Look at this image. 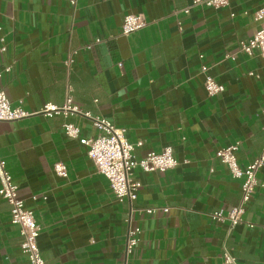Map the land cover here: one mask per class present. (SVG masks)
<instances>
[{
  "label": "crops",
  "instance_id": "1",
  "mask_svg": "<svg viewBox=\"0 0 264 264\" xmlns=\"http://www.w3.org/2000/svg\"><path fill=\"white\" fill-rule=\"evenodd\" d=\"M192 2L78 0L73 7L70 0H0V71L12 67L0 91L33 114L0 122V156L43 228L46 264H224V249L239 264H264V168L242 224L231 232L210 216L237 207L242 191L216 153L239 143L238 164L246 169L264 148V62L241 50L261 28L254 15L264 0L185 14ZM129 14L145 16L148 26L123 36ZM204 65L225 93L208 95ZM69 87L83 111L142 143L137 160L172 147L178 167L137 169L138 200L120 203L88 148L65 135L63 126L73 124L82 139H92V123L40 113L49 104L63 107ZM56 163L67 167V178L56 174ZM152 208L170 211L142 212ZM130 216L142 234L127 256ZM21 244L11 206L0 198V264H29Z\"/></svg>",
  "mask_w": 264,
  "mask_h": 264
},
{
  "label": "built area",
  "instance_id": "2",
  "mask_svg": "<svg viewBox=\"0 0 264 264\" xmlns=\"http://www.w3.org/2000/svg\"><path fill=\"white\" fill-rule=\"evenodd\" d=\"M233 0H193L191 7L184 10L189 14L192 8L206 7L220 10L230 6ZM73 7H76L78 0H70ZM255 21L260 22L261 28L253 39L248 43H242L241 50L253 56L258 53L264 62V8L258 10L254 15ZM148 26V22L143 15L129 14L125 17L121 29V35L130 36ZM101 41L98 40L97 43ZM6 51L2 48L1 52ZM202 58V57H201ZM74 63L70 58L67 66L71 67ZM12 67L5 71H0V79L4 73H11ZM202 73L205 75V89L210 97L225 93L224 85L217 82L210 75V68L204 65ZM72 88L69 87V95L66 104L63 107L47 105L40 113L47 117L63 115L81 116L89 120L97 130V136L92 139H82L81 129L73 124L63 126L65 135L72 140H77L88 148V156L93 161L96 171L104 176L109 182L113 194L120 203L136 202L139 197L142 184L134 178L135 171L141 169L146 173L161 172L166 173L175 170L179 162L175 158L174 149L166 147L161 153H149L143 160H137L135 151L142 143L131 144L126 136L125 130L117 128L112 122L93 117L91 113L85 112L81 107L74 103L71 95ZM33 114L27 112L22 107L14 108L5 92L0 91V122H16L26 119ZM264 115V111H263ZM240 144L237 143L230 147L220 149L216 157L225 164L231 172L234 179L242 181L241 199L237 207L228 212L215 211L210 216L215 224L229 223L231 232L244 222L246 210L257 190L261 187L259 173L264 168V148L262 154L246 169H242L238 164L237 154ZM54 170L59 177L67 178L68 169L63 163H56ZM0 198L6 200L11 206V223L19 228L22 237L21 250L27 257L29 264H46L39 247V239L43 228L38 223L33 212L25 207V202L20 198L18 186L14 178L7 169L6 161L0 156ZM168 208H152L145 212L148 215H155L160 212L168 214ZM134 210L132 209L131 215ZM129 232L127 236L126 255L134 253L140 241L142 230L133 225L132 216L128 219ZM253 227V225H251ZM224 264H239L237 258L230 250L224 249Z\"/></svg>",
  "mask_w": 264,
  "mask_h": 264
}]
</instances>
